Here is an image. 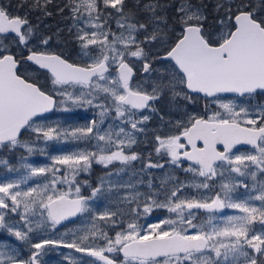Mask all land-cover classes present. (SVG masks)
Returning <instances> with one entry per match:
<instances>
[{"label":"snow or ice","instance_id":"1","mask_svg":"<svg viewBox=\"0 0 264 264\" xmlns=\"http://www.w3.org/2000/svg\"><path fill=\"white\" fill-rule=\"evenodd\" d=\"M22 2L51 15L46 6L52 0ZM65 7L79 47L76 59L54 51L52 36L40 33L26 15L0 6V148L31 155L45 154L52 141L86 144L50 156L46 166L22 155L26 174L0 182V230L29 249L25 258L19 247L0 241V264H44L52 248L94 258L85 264H264V227H253L264 226V179L258 178L264 177V104L253 103L264 96V0H215L212 25L205 0H67ZM26 64L45 70L44 84L40 74H27ZM137 72L146 75L134 80ZM193 94L206 99L203 113L180 103L191 102ZM73 106L97 109L99 118L75 128L47 122L44 114ZM110 113L112 123L102 127ZM153 115L159 121L145 162L131 149L138 133L150 131ZM25 133L32 134L27 141ZM93 140L95 151L87 147ZM137 160L158 185L149 179L141 190L143 178L121 182L119 174L127 169H109L106 177L117 179L101 178L85 197L74 180L93 162L108 168ZM62 168L73 179L60 175ZM34 177L45 179L28 185ZM113 189L116 210L93 212L89 201ZM154 209L169 215L139 222ZM224 209L237 214L218 215ZM201 212L206 215L198 219ZM86 213L90 223L74 238L54 236L65 221ZM6 217L16 219L9 223Z\"/></svg>","mask_w":264,"mask_h":264},{"label":"rangeland","instance_id":"2","mask_svg":"<svg viewBox=\"0 0 264 264\" xmlns=\"http://www.w3.org/2000/svg\"><path fill=\"white\" fill-rule=\"evenodd\" d=\"M162 3H167L168 0H161ZM195 2V0H194ZM129 3L131 4V0H129ZM205 3L209 5V7L206 9L207 13L211 12L212 13V5L215 3V0H205ZM24 5V4H23ZM28 7V12L29 13H35L34 14V18L32 20V24L33 25H38V31L42 34H46V35H51L52 38H58V36L61 35V32H63V30L65 31V33H67L69 36H65V41L71 43L72 41L76 44L77 42L74 39L73 33L75 31V29H73L72 31H69V29L72 27L73 21L71 23L70 26H68L66 28V22L64 23V26L61 24V22H54L53 24H46L42 25L40 24L38 21L41 18L44 19V16L42 13H39V9H32L30 8L28 5H25ZM40 15V17L38 16ZM214 15V12H213ZM60 25V26H59ZM57 26H59L60 28L57 29V31L53 34L52 32V27L54 29L57 28ZM44 27V29H43ZM50 30V32H49ZM52 44V41H51ZM79 51V48L76 52H74L75 56L76 53ZM137 67H139V62L137 61ZM29 76L31 77H36V72L33 70H30L29 72ZM42 80L44 81V78H42ZM53 87V86H52ZM198 100V99H197ZM183 101V106L189 111V112H197L198 113V102L195 101ZM253 103H257V102H253ZM191 104V105H190ZM62 109V108H61ZM87 109L92 110V113H90L89 116V120H92L93 118H97V109L94 108H90L88 106H85L83 108H79V107H75L73 106L71 108V110H69L68 112H70L71 114H73L72 119L74 120V122L68 120V119H60L58 122H55L53 124H60L65 128H75V127H82L83 125V121L80 120V117L89 113V111ZM111 114L110 113V117ZM173 115H176L175 113H173ZM106 118L105 119V123L104 125H102V127H107L109 123H112L111 119ZM155 117V115H153L152 119L149 120L147 122L146 127L149 128V132L145 135V134H137L138 140H140L141 137H147L148 135L152 134L151 129H153L154 127L157 126L158 124V119L153 120ZM88 118L86 119V121H89ZM31 138V136L26 137L24 140L27 141ZM103 143V142H101ZM84 145V146H83ZM86 147V145L84 144V142H77V141H73L71 139L67 140V141H52L49 142L47 147L44 149V153L45 154H40L39 152H34L31 155H28L26 152H24L23 149L21 148H17L14 150H9L7 148H0V160H4L7 161V165L5 164H0V182H9V181H14V180H18L22 177V175L26 174V170L21 167V156H27L28 158V162L34 164V166H46V165H51L52 164V160L49 158L50 156H56V155H60V154H68L71 153L73 151H76L78 149H84ZM87 147L89 148V150L95 151V148H92L91 146L89 147V145H87ZM127 151V150H126ZM241 152L243 151H247V150H240ZM3 155V158L2 156ZM142 156V155H141ZM145 160V162L148 159V156H142ZM155 158V156L153 157ZM120 163V162H119ZM114 164V162L112 163ZM111 165V164H110ZM110 165L108 166V168L110 169ZM102 168L101 171L104 172V167L101 164ZM12 167L13 169H15L14 171H9L8 168ZM143 165L141 164L140 160L137 161H133L131 162L130 165H122L120 168H126L127 170L125 172H122L119 174V180L122 181H127L129 179V177H132V180L135 181L137 178H143L144 180V184H141L139 187L141 188V190H146L147 189V181L149 179H153L155 184H159V180H156L154 177H149L147 175H145L143 172H141ZM92 169H93V163L91 165V167L89 168L88 171H79L75 177L74 180L76 183H78L81 187V195L82 196H86L89 197L91 196V191L92 188L97 187L100 184L101 178H106V179H117V177L114 176L111 178L106 177V173H98L97 175H95L96 177H90L92 173ZM119 169V168H118ZM116 170V169H115ZM115 170L114 173H115ZM178 170V169H175ZM109 171V170H108ZM107 171V172H108ZM152 173H155L157 175L161 174L163 170L161 169H151L148 170ZM172 170L169 168V172H171ZM133 173H135L136 175H133ZM63 174H67L68 178L71 180L73 179L72 175L70 173H66V170L62 168V171L60 173V175ZM175 174L177 176L178 171H175ZM83 177H86L85 179ZM259 179H264V177H258ZM45 179L44 177H34L31 180L28 181V185H32L34 184V182L36 180H43ZM247 183L251 186L254 181L251 180V178L247 179ZM95 184V185H94ZM28 185H21L22 188L27 187ZM94 185V186H93ZM61 187L67 188V185H62ZM115 189H113V191L111 193H107L105 197H98L97 199L91 200L89 201V203L92 206V210L93 212H103L105 210V208H110L111 210H116L117 208V203L115 202ZM243 193H244V189L240 188L237 192V195H239L241 198H243ZM258 203V202H257ZM120 207H126L125 205H120ZM237 214L235 210L233 209H225L224 211L220 212L218 215L220 216H226V215H235ZM88 213L84 214V217H80V219L78 221H76L75 223H72L66 227H64L63 229L59 230L57 233L54 234L55 237L59 238L60 236H63L64 239H72L73 237V233L77 232L82 226H86L88 225L90 222L86 219ZM169 215V213L164 210V209H154L153 212L148 215L147 217H141L140 219V223H146V222H157L159 220H162L163 218L167 217ZM16 218L12 217H6V220L9 221V223L13 222ZM96 223L98 225H103V221H99L97 220ZM253 227L257 230L261 229V225L257 222L253 225ZM0 241L3 242H7L8 244L12 245V246H16L19 247L22 250V255L27 258L28 255V251L29 249L24 245L23 242L16 240V238L14 236H11L7 233V231L4 230H0ZM72 257L73 259L77 260V264H85V262L92 260V257H89L86 253H77L75 252L74 249H67V248H52L50 251L47 252V254H45L42 259L44 264H69V261L66 257ZM120 261L123 260V257L121 256V254H117L116 255V259H118Z\"/></svg>","mask_w":264,"mask_h":264},{"label":"flooded vegetation","instance_id":"3","mask_svg":"<svg viewBox=\"0 0 264 264\" xmlns=\"http://www.w3.org/2000/svg\"><path fill=\"white\" fill-rule=\"evenodd\" d=\"M66 3H67V0H52V2L50 4H53L52 9L56 12L55 15L51 18V21H55V19H56L57 22L60 21L63 26H64V23L66 22V25H67L66 28H67L68 26L71 25L72 19H71V13L69 12L68 8L65 7ZM50 4H48L46 6L47 10L49 9ZM0 6L7 8L13 14H18L20 16L26 15L28 17L29 21L31 20L29 14L27 12V8L25 5H23L22 0H0ZM61 8L64 9L63 12L60 11ZM39 23L41 24V20L39 21ZM213 23L214 22H208L209 25H212ZM59 26H57L56 29L53 28V30H52L53 34L57 31L58 28H60ZM65 36L67 37L69 35L67 33H65V31L63 30V32H61V35L58 36V38H56V39L52 38V48L54 51L65 53L66 55L69 56L70 59H76L74 52H76L79 47L73 41L71 43L65 41V38H64ZM5 42L7 43V41H5ZM24 67L29 68V71L30 70L35 71L36 75L40 74L39 79L41 81V84H44V81L42 80V78H44V76L42 75L43 71L37 69L34 65H30V64H26ZM141 73L142 72H137L134 80L136 78H140L142 80V78L145 75H142ZM27 74L29 75V73H27ZM46 87L49 89L52 88L50 81L47 83ZM193 97H194L193 101H195V102L199 101V103H198L199 109L197 110L198 113H203V111L205 109V105L207 103L206 99L202 98V97L197 98V94H193ZM56 99L59 101L61 98L59 96H57ZM253 102L264 104V96H257ZM180 103L183 104V101H180ZM61 108L55 109L53 111L52 115L45 116V117H47L48 123H55V122H58L60 119H68V120L74 122V120L72 119L73 114H71L68 111H63ZM87 110L89 111V113L80 117V120H82L84 122L83 123L84 126L89 123V121H90L89 116H90V113H92V110H90V109H87ZM109 117H110V114H109ZM87 118L89 121H86ZM156 119L159 120V117L155 116L153 120H156ZM151 135L152 134L148 135L147 137H141L140 140H138V143L136 145H133L131 151H135L137 153H140L142 156H148V153L152 152ZM29 136H32V134L31 133H25L23 139H25L26 137H29ZM95 143L96 142L93 140L91 142V144H89V147L90 146L92 147L93 145H95ZM92 148H94V147H92ZM1 156L3 158V155H1ZM154 156H155V154L153 153V157ZM121 166H122V164H120L119 161H115L114 164L110 165V169L115 170V169L120 168ZM101 168H102L101 164L93 162V169H92L93 175L91 174L90 177L95 178L96 177L95 175L103 172V171H101ZM104 169H105L104 172H107L109 170V168H105V167H104ZM175 171H178L177 176L180 180L186 179L185 173L181 172L179 169L175 170ZM83 178L85 179L86 177H83ZM185 191L189 192L191 194H195V190H193L191 188H187V189H185ZM205 215H206L205 213L201 212L200 217H198V219H203V217ZM261 227H264V226H261ZM117 260L120 261L119 258Z\"/></svg>","mask_w":264,"mask_h":264},{"label":"water","instance_id":"4","mask_svg":"<svg viewBox=\"0 0 264 264\" xmlns=\"http://www.w3.org/2000/svg\"><path fill=\"white\" fill-rule=\"evenodd\" d=\"M50 113H46V114H50ZM240 147H250V146H247V145H237V148H240ZM77 219H79V217L74 218V221L73 220L65 221L62 225L59 226L58 230L62 229L64 226H66L69 223L75 222Z\"/></svg>","mask_w":264,"mask_h":264},{"label":"trees","instance_id":"5","mask_svg":"<svg viewBox=\"0 0 264 264\" xmlns=\"http://www.w3.org/2000/svg\"><path fill=\"white\" fill-rule=\"evenodd\" d=\"M51 7H52V5H51ZM51 10H52V14L54 15L56 12H55L52 8H51ZM34 14H35V13H33V14H31V15L34 16ZM208 14H209V20H210V21H213L212 17L215 15V13H214V15H213V11H212V13H211V12H208Z\"/></svg>","mask_w":264,"mask_h":264}]
</instances>
